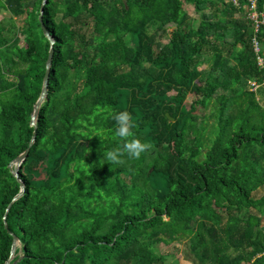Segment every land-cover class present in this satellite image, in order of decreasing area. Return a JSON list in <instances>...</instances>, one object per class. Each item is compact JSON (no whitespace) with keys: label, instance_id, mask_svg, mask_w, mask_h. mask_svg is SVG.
Segmentation results:
<instances>
[{"label":"trees","instance_id":"1","mask_svg":"<svg viewBox=\"0 0 264 264\" xmlns=\"http://www.w3.org/2000/svg\"><path fill=\"white\" fill-rule=\"evenodd\" d=\"M247 2L49 0V91L18 183L8 167L33 138L51 45L43 0H0V264L13 237L8 264H165L159 249L174 245L191 264H264V76L252 47L256 35L264 59V25L254 30ZM256 7L264 17V0ZM117 43L110 67L102 54ZM122 111L151 147L109 163Z\"/></svg>","mask_w":264,"mask_h":264},{"label":"rangeland","instance_id":"2","mask_svg":"<svg viewBox=\"0 0 264 264\" xmlns=\"http://www.w3.org/2000/svg\"><path fill=\"white\" fill-rule=\"evenodd\" d=\"M182 12L186 13L193 21L191 22L194 26L196 24V16L192 11V7L189 5H182ZM10 18V14L4 10H0V20L1 21H7ZM99 21L107 26H113V24L116 21L115 13L113 11H109L107 9H104L99 14ZM21 22L19 23V25ZM174 28V26L168 27V33L171 32V30ZM153 28H151L152 31ZM167 42V39H162L160 43L158 44V48H160L164 43ZM264 47V46H263ZM122 46L120 43L114 44L109 49H107L104 54H102V60L104 63H106L108 66L113 65H119L122 61ZM212 57L210 54L203 55L202 61L199 65V70L202 71H208L212 64ZM255 85L254 83L248 81L247 82V88L251 91H255ZM257 90V89H256ZM193 100V96H187L182 99V109L184 111L188 110L190 108V104ZM261 104L264 105V98L261 100ZM215 135V127L209 123H206V126L204 127V136L203 141L208 142L209 139ZM142 181V180H141ZM262 194V190H259L254 193V197H259ZM261 229L264 231V224L261 226ZM160 250V254L164 256L165 258V264H191L189 262V254H188V248L186 245H174L170 247H163Z\"/></svg>","mask_w":264,"mask_h":264},{"label":"clouds","instance_id":"3","mask_svg":"<svg viewBox=\"0 0 264 264\" xmlns=\"http://www.w3.org/2000/svg\"><path fill=\"white\" fill-rule=\"evenodd\" d=\"M116 122L114 137L119 138L121 143L114 149L103 153V159L109 163H122L121 157L127 155L130 159H139L151 147L149 144L135 138L133 128L135 127L132 116L127 111H122L112 115Z\"/></svg>","mask_w":264,"mask_h":264},{"label":"water","instance_id":"4","mask_svg":"<svg viewBox=\"0 0 264 264\" xmlns=\"http://www.w3.org/2000/svg\"><path fill=\"white\" fill-rule=\"evenodd\" d=\"M48 2H49V0H43L39 21H40L41 28L43 30L44 35L46 36L47 40L50 42L51 50H50L49 58H48V61H47V64H46V75H45V78H44V85H43L42 94H41V97H40L38 103L33 108L32 116H31V120H30V126L34 129L33 138L31 140L27 150L21 156H19L8 167L11 170V173L13 174L14 178L17 180L18 183H20L19 179H18V170L21 167V165L23 164V162L26 160L27 155L29 153V150H30L31 146L34 143V140H35V129H36L35 128V120H36L37 114H39V111H40V108H41L42 104L47 99V95H48V91H49V79H50V72H51L53 56H54V49L53 48H54V45H55V41L52 38V36L49 34L48 30L46 29L44 21H43L44 9L47 6ZM20 189H21L20 194L13 200V202L16 201L17 199H19L22 196V194L24 192L23 185H20ZM10 206L11 205H9V207ZM9 207L7 208V210H9ZM3 221H4V228L6 229L5 219H3ZM15 242H16V239L13 237L11 255H10V258H9L8 262L13 257V254H14V251H15ZM8 262H6L5 264H8Z\"/></svg>","mask_w":264,"mask_h":264},{"label":"built area","instance_id":"5","mask_svg":"<svg viewBox=\"0 0 264 264\" xmlns=\"http://www.w3.org/2000/svg\"><path fill=\"white\" fill-rule=\"evenodd\" d=\"M234 3H236V1ZM246 5H245L244 8L248 12L247 13L248 19L253 23V28L257 32L258 29L260 28V26L264 25L263 13L259 14L256 11V9H257L256 0H248ZM252 47H253V51L257 55V65L259 66V68L263 69V76H264V59H262L258 55L259 52L261 51V48H260L259 41L257 40V36L256 35H254L253 38H252ZM257 88H258V85L255 86V90Z\"/></svg>","mask_w":264,"mask_h":264}]
</instances>
